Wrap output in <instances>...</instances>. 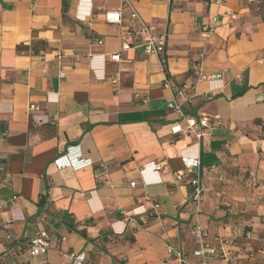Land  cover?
Wrapping results in <instances>:
<instances>
[{"label": "crops", "instance_id": "1", "mask_svg": "<svg viewBox=\"0 0 264 264\" xmlns=\"http://www.w3.org/2000/svg\"><path fill=\"white\" fill-rule=\"evenodd\" d=\"M132 10L168 36L166 66L141 40L122 51ZM177 86L194 93L185 114L210 123L200 143L171 133ZM69 147L92 166L59 161ZM183 155L201 158L199 217ZM150 163L169 171L141 175ZM196 221L211 238L239 222L264 236V0H0V264H176L168 249L191 252ZM40 230L43 256L8 238Z\"/></svg>", "mask_w": 264, "mask_h": 264}, {"label": "built area", "instance_id": "2", "mask_svg": "<svg viewBox=\"0 0 264 264\" xmlns=\"http://www.w3.org/2000/svg\"><path fill=\"white\" fill-rule=\"evenodd\" d=\"M169 1V0H166ZM249 4H256L259 0H246ZM129 5V0H125ZM227 12V15H230ZM130 20L133 27L122 35V51L130 50L133 45L138 42V47L142 48L146 55H155L160 58L163 66H166L167 57L166 51L168 46V36L166 34H158L155 27L144 22L135 10H132ZM106 21L112 24L120 25L123 21L121 11H110L106 14ZM217 22V17L212 18V24ZM204 32L213 31V26L203 28ZM144 37V39H143ZM112 62L120 61V54H115L110 57ZM198 77L201 79V73L198 72ZM59 78L64 79L63 71L59 73ZM116 83V80H114ZM169 86L168 83L166 84ZM186 86H177L174 90V98L167 105L169 111L178 116V120L171 129L173 135L184 134L193 136L200 143L207 135V130L210 127L208 119L189 117L185 114L184 105L194 96L188 95L185 91ZM40 107L35 104L29 106V111H39ZM184 122V125L181 123ZM76 150V152H75ZM64 160L66 166L79 171L86 167L92 166L93 162L89 159H84L79 147H69L65 155L60 160ZM181 161L186 170H195L194 175L189 179V184L192 187L190 202L194 206L195 215L199 217L201 207L204 200V182L203 168L200 157L183 155ZM151 170L154 174L166 173L169 171L168 165L150 163L145 165L140 174L143 175L147 170ZM174 178L177 183L186 180L187 176L184 173H174ZM160 182V180H157ZM131 187H136V183H131ZM159 208V204L154 206V211ZM45 222L44 219H42ZM6 229V227H5ZM192 236L194 239L195 248L191 251H185L182 248L176 249L169 247L168 258L170 262L176 264H264V245L256 247L255 243L263 242L264 236L256 233L255 228L245 226L243 222L236 224L234 235L225 237L215 235L211 238L210 234L202 228L199 221H196L192 227ZM8 238L14 241L17 247L24 246L27 249L30 257H38L46 255L51 249V238L45 230H40L26 242L15 241L9 233ZM255 242L254 244H252ZM71 264H90L85 252L72 253L69 255Z\"/></svg>", "mask_w": 264, "mask_h": 264}]
</instances>
